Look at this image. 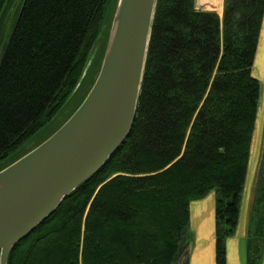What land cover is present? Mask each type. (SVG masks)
Segmentation results:
<instances>
[{
  "label": "trees",
  "instance_id": "16d2710c",
  "mask_svg": "<svg viewBox=\"0 0 264 264\" xmlns=\"http://www.w3.org/2000/svg\"><path fill=\"white\" fill-rule=\"evenodd\" d=\"M15 2L0 0V49L6 42L0 65V171L45 141L25 150L83 89L90 76L86 72L81 80L85 65L117 0H18L4 34L3 20ZM221 2L220 16L197 10L195 0L156 1L127 139L11 249L7 264H177L187 250L190 203L211 191L215 264H225L260 95L251 69L264 0ZM263 248L264 144L245 264H256Z\"/></svg>",
  "mask_w": 264,
  "mask_h": 264
},
{
  "label": "water",
  "instance_id": "95a60500",
  "mask_svg": "<svg viewBox=\"0 0 264 264\" xmlns=\"http://www.w3.org/2000/svg\"><path fill=\"white\" fill-rule=\"evenodd\" d=\"M156 1L117 0L98 75L82 103L50 137L0 171V264H7L11 249L101 170L127 139ZM5 47L6 42L0 49V65Z\"/></svg>",
  "mask_w": 264,
  "mask_h": 264
},
{
  "label": "crops",
  "instance_id": "0c3cea01",
  "mask_svg": "<svg viewBox=\"0 0 264 264\" xmlns=\"http://www.w3.org/2000/svg\"><path fill=\"white\" fill-rule=\"evenodd\" d=\"M200 1L201 0H195V7L198 10H205L199 5ZM197 6L200 8H198ZM251 74L258 81L259 87H261V85L264 86V13ZM254 131V135H252L248 166L251 160V151L254 146ZM258 161L256 159L253 162L252 167L247 166L237 227L234 235L229 237L225 242V264H245L248 217L254 190V183L256 181L255 174H257ZM214 205L215 193L213 191L208 193L207 196H205L203 199L190 203L189 223H192L191 227L194 232V247L189 260V255L187 256V264H215ZM256 264H264V248L261 258L257 261Z\"/></svg>",
  "mask_w": 264,
  "mask_h": 264
},
{
  "label": "rangeland",
  "instance_id": "374dc122",
  "mask_svg": "<svg viewBox=\"0 0 264 264\" xmlns=\"http://www.w3.org/2000/svg\"><path fill=\"white\" fill-rule=\"evenodd\" d=\"M209 1L210 0H206V3L210 4ZM221 1H223V0H221ZM12 6H13V8H11L10 11H7V13L5 15V18L3 20V23H2V31H3L4 34H7V33L10 32V29H11V26H12V23H13V20H14V14H15L16 9L18 8V0H16V2ZM198 8H200V7H198ZM220 8H221L220 11L215 10V9H210V8H207V9L203 8V9H205L206 11H216L221 16V14H222V2H221V7ZM113 11H115L114 5L109 10L110 20L108 21V23L103 28V33L100 35L99 41L96 43V46H95L96 50L94 49V53H93V55H94L93 60L94 61L91 62L90 66H89V68L87 70V72H89V74L86 73L87 75H90V76H88L89 78L85 80L83 89L78 91L77 94L73 95L69 99V101L66 103V105L58 112V114L55 116V118L52 120V122L49 123L41 132H39L36 136H34L25 145V150L33 148L36 144L41 142V140H44V139L50 137V135L53 132H55L59 127H61L63 122L65 120H67L68 117L78 107L81 99L84 96V93H86L87 89L92 84L91 83L92 80L94 79L93 75H95V71H93V70H94V68H96L95 67V63L100 61L101 58L103 59L102 56L104 55V53L102 55V52H103V50L105 51V47H106V44H107L108 33H109L112 17H113V14H114ZM100 66H101V64H100ZM99 69H98V72H99ZM97 75H96V77H97ZM96 77H95V79H96ZM255 124H256L255 125V131H254L255 140H254V146H253L252 151H251V160L249 162V166L248 167H252L253 162L256 159H257V161L259 160L258 161V166H257V167H259L260 157H261L262 150H263V144H264V86L263 85H261V87H260V98H259V101H258L257 117H256ZM262 183H263V181H262ZM191 224L192 223H189L187 234H186V239H185V242H186L185 249H190L189 254H188L189 255L188 256V260H189V258L191 256V253H192V250H193V247H194V232L192 230ZM183 253H182V255H183ZM182 255L180 256L179 261L177 262V264H183V262L180 261Z\"/></svg>",
  "mask_w": 264,
  "mask_h": 264
},
{
  "label": "bare ground",
  "instance_id": "6f19581e",
  "mask_svg": "<svg viewBox=\"0 0 264 264\" xmlns=\"http://www.w3.org/2000/svg\"><path fill=\"white\" fill-rule=\"evenodd\" d=\"M210 4L206 3V0H201L199 5L203 8H210L220 11L221 10V0H210Z\"/></svg>",
  "mask_w": 264,
  "mask_h": 264
},
{
  "label": "built area",
  "instance_id": "2783aa9c",
  "mask_svg": "<svg viewBox=\"0 0 264 264\" xmlns=\"http://www.w3.org/2000/svg\"><path fill=\"white\" fill-rule=\"evenodd\" d=\"M197 9V8H196Z\"/></svg>",
  "mask_w": 264,
  "mask_h": 264
}]
</instances>
